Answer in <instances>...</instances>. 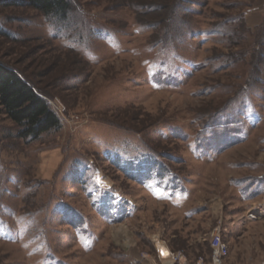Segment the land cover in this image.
<instances>
[{"label": "rangeland", "instance_id": "374dc122", "mask_svg": "<svg viewBox=\"0 0 264 264\" xmlns=\"http://www.w3.org/2000/svg\"><path fill=\"white\" fill-rule=\"evenodd\" d=\"M69 2L0 0V61L61 123L0 109V264H213L215 229L264 264V0Z\"/></svg>", "mask_w": 264, "mask_h": 264}, {"label": "trees", "instance_id": "16d2710c", "mask_svg": "<svg viewBox=\"0 0 264 264\" xmlns=\"http://www.w3.org/2000/svg\"><path fill=\"white\" fill-rule=\"evenodd\" d=\"M27 1L32 8L47 15L60 16L62 19L72 9L69 0ZM0 109L19 127L18 135L21 138L38 139L41 135L61 127L60 119L51 108L47 95L18 69L1 61Z\"/></svg>", "mask_w": 264, "mask_h": 264}, {"label": "built area", "instance_id": "2783aa9c", "mask_svg": "<svg viewBox=\"0 0 264 264\" xmlns=\"http://www.w3.org/2000/svg\"><path fill=\"white\" fill-rule=\"evenodd\" d=\"M264 202H260L256 204V210H260V207ZM211 242V247L213 251V264H224V259L228 255V246L223 242L222 237H221V232L219 229H215L213 231V234L210 239ZM170 257L171 260L174 261L173 264H205L204 260H198L195 261L194 263H189L188 261L183 260V255L182 254H176V253H171L170 252Z\"/></svg>", "mask_w": 264, "mask_h": 264}, {"label": "crops", "instance_id": "0c3cea01", "mask_svg": "<svg viewBox=\"0 0 264 264\" xmlns=\"http://www.w3.org/2000/svg\"><path fill=\"white\" fill-rule=\"evenodd\" d=\"M263 202H264V200H263ZM256 204H258V202L257 203H255V205ZM255 205H253V202H251L248 206H247V208H246V210H245V212H243L242 213V215H243V218H245L246 219V221L249 223V224H253V223H258V222H261V221H264V204L262 205V207L261 206H259L260 207V210L258 211V210H256L257 208H256V206ZM160 244V243H159ZM161 245V244H160ZM162 246V245H161ZM165 250V252H168L169 250L168 249H164ZM166 254V253H165ZM165 254H164V256H165ZM169 255V254H168ZM167 255V256H168ZM165 261H169V257H167L166 258V260Z\"/></svg>", "mask_w": 264, "mask_h": 264}, {"label": "bare ground", "instance_id": "6f19581e", "mask_svg": "<svg viewBox=\"0 0 264 264\" xmlns=\"http://www.w3.org/2000/svg\"><path fill=\"white\" fill-rule=\"evenodd\" d=\"M169 257V256H168ZM165 264H172L171 260L169 259V261H164Z\"/></svg>", "mask_w": 264, "mask_h": 264}]
</instances>
